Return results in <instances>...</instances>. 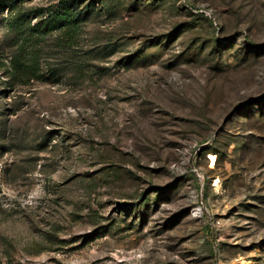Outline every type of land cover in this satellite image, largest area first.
<instances>
[{
	"label": "rangeland",
	"instance_id": "obj_1",
	"mask_svg": "<svg viewBox=\"0 0 264 264\" xmlns=\"http://www.w3.org/2000/svg\"><path fill=\"white\" fill-rule=\"evenodd\" d=\"M76 4L26 82L0 24V264H264V0Z\"/></svg>",
	"mask_w": 264,
	"mask_h": 264
},
{
	"label": "trees",
	"instance_id": "obj_2",
	"mask_svg": "<svg viewBox=\"0 0 264 264\" xmlns=\"http://www.w3.org/2000/svg\"><path fill=\"white\" fill-rule=\"evenodd\" d=\"M27 3L28 0H0L1 28L8 39L12 37L15 41L11 46L15 54L9 69L14 77L24 79L23 82L40 77V51L47 37H62L66 42L65 51L72 50V43L86 26L88 15L79 9L76 0H61L45 8H28ZM56 72V69L51 71L53 76Z\"/></svg>",
	"mask_w": 264,
	"mask_h": 264
},
{
	"label": "bare ground",
	"instance_id": "obj_3",
	"mask_svg": "<svg viewBox=\"0 0 264 264\" xmlns=\"http://www.w3.org/2000/svg\"><path fill=\"white\" fill-rule=\"evenodd\" d=\"M211 158H212L213 161H215V157L213 155L211 156Z\"/></svg>",
	"mask_w": 264,
	"mask_h": 264
}]
</instances>
